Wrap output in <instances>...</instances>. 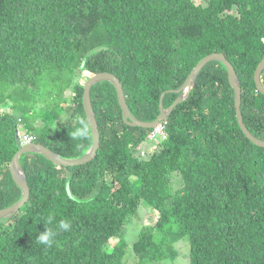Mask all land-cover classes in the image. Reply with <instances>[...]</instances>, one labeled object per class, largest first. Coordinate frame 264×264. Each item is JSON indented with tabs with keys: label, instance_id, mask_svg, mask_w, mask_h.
I'll return each mask as SVG.
<instances>
[{
	"label": "trees",
	"instance_id": "trees-1",
	"mask_svg": "<svg viewBox=\"0 0 264 264\" xmlns=\"http://www.w3.org/2000/svg\"><path fill=\"white\" fill-rule=\"evenodd\" d=\"M205 1L0 0V210L21 198L9 170L18 120L63 159L91 147L78 75L85 82L114 75L132 116L152 122L162 93L178 90L206 56L222 54L237 74L245 127L264 141V96L254 82L264 58V0ZM260 81L264 87V70ZM178 96L167 93L164 109ZM90 98L100 137L91 162L20 157L30 196L0 219V264H123L127 243L110 251L109 243L139 203L159 217L138 233L137 264L176 261L181 240L190 264H264V148L239 127L223 64L201 70L157 144L147 142L152 130L123 121L113 84H95ZM142 145L147 156L138 158ZM49 215L56 218L49 227L61 219L71 226L46 248L35 233Z\"/></svg>",
	"mask_w": 264,
	"mask_h": 264
},
{
	"label": "water",
	"instance_id": "water-1",
	"mask_svg": "<svg viewBox=\"0 0 264 264\" xmlns=\"http://www.w3.org/2000/svg\"><path fill=\"white\" fill-rule=\"evenodd\" d=\"M211 62H220L225 66L227 70L228 79L231 88L233 89L234 92L235 110L241 131L254 145L260 148H264V141L257 140L249 133V131L245 127L241 112V88L239 86L237 74L234 68L232 67V65L225 59V57L222 54H212L206 56L205 58L200 60L198 64L193 68V70L189 74L184 84L178 90L162 93L159 101V110H160L159 116L152 122H142L132 116L126 103L122 84L114 75L109 73H98L92 76L91 78H89L85 82L83 87L82 106L84 109V114L91 134V147L89 148V150L78 159H63L55 152L51 151L45 146H42L37 143H31L25 146H21L19 141L16 139L17 152L13 156L10 162L9 170L14 184L21 192V198L16 204L6 209L0 210V219L8 218L12 215H15L27 203L29 199L30 193H29L28 183L24 171L20 165V157L22 155L38 154L44 157L49 162L55 164L56 166H63V167L81 166L91 162L95 158L100 145L98 124L96 121L95 113L93 111L91 98H90L91 88L95 84L106 81L114 85L117 92L118 104L120 106L122 113V119L128 126L134 128H143L147 130H152L155 127H157L158 124L165 122L168 119V117L171 115L172 111L179 104L187 100L194 87L195 81L199 73L207 64ZM263 70H264V58L259 63V65L257 66L254 72V82L256 88L264 96V87L260 81V75L263 72ZM167 93L179 94V96L169 108L164 109L163 99Z\"/></svg>",
	"mask_w": 264,
	"mask_h": 264
},
{
	"label": "rangeland",
	"instance_id": "rangeland-1",
	"mask_svg": "<svg viewBox=\"0 0 264 264\" xmlns=\"http://www.w3.org/2000/svg\"><path fill=\"white\" fill-rule=\"evenodd\" d=\"M195 4L206 6L205 0H194ZM79 83L80 85L84 86V80L79 75L74 80V83ZM75 83V84H76ZM65 116L62 115V120H64ZM17 124L20 127L21 132H26L25 127L21 124V121H17ZM146 145H142L138 148L136 156L138 158H145L147 156L146 152ZM175 182H178L175 180ZM175 184L174 186H176ZM158 212L153 208H147L142 203H139L136 207L133 215L127 220L124 226L121 228L118 238H114L109 243V251L112 247L120 240H125L127 243V249L125 256L123 258V264H137V259L133 252V245L137 241L138 233L142 227L146 225H153L158 220ZM175 249L178 252V258L176 261H167L159 264H190L189 262V246L186 241H180L179 243L175 244Z\"/></svg>",
	"mask_w": 264,
	"mask_h": 264
},
{
	"label": "clouds",
	"instance_id": "clouds-1",
	"mask_svg": "<svg viewBox=\"0 0 264 264\" xmlns=\"http://www.w3.org/2000/svg\"><path fill=\"white\" fill-rule=\"evenodd\" d=\"M83 134L84 133L81 130H77L73 133L74 136H82ZM55 220V215H49L46 223L43 222L45 230H37L35 233V241L37 244L44 245L46 248H51L59 232H66L70 230L71 222L67 219H61L55 223L54 227H49L48 225H53Z\"/></svg>",
	"mask_w": 264,
	"mask_h": 264
},
{
	"label": "built area",
	"instance_id": "built-area-1",
	"mask_svg": "<svg viewBox=\"0 0 264 264\" xmlns=\"http://www.w3.org/2000/svg\"><path fill=\"white\" fill-rule=\"evenodd\" d=\"M20 122V120H19ZM165 124L166 122H162L158 124L157 127L152 129V131L148 134L147 136V142L152 143V144H157L159 142H162L163 140H166L167 136L165 133ZM15 137L19 141L21 146H25L31 143H34L35 137L31 134H29L27 131L26 132H21L20 127L17 124L15 128Z\"/></svg>",
	"mask_w": 264,
	"mask_h": 264
}]
</instances>
